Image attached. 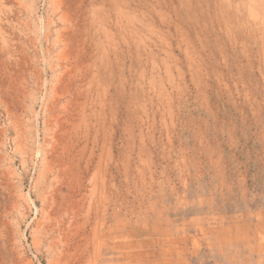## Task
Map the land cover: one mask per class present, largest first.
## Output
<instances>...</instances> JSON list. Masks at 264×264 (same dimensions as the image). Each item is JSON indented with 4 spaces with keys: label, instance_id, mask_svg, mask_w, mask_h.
Segmentation results:
<instances>
[{
    "label": "rangeland",
    "instance_id": "rangeland-1",
    "mask_svg": "<svg viewBox=\"0 0 264 264\" xmlns=\"http://www.w3.org/2000/svg\"><path fill=\"white\" fill-rule=\"evenodd\" d=\"M79 1L0 0V264H264V0Z\"/></svg>",
    "mask_w": 264,
    "mask_h": 264
},
{
    "label": "bare ground",
    "instance_id": "bare-ground-1",
    "mask_svg": "<svg viewBox=\"0 0 264 264\" xmlns=\"http://www.w3.org/2000/svg\"><path fill=\"white\" fill-rule=\"evenodd\" d=\"M73 1H74V0H73ZM109 1H112V0H109ZM114 1H115V0H114ZM63 2H64V1H63ZM70 2H71V1H70ZM70 2H68V4H70ZM129 2H130V1H129ZM61 3H62V2H60V5H61ZM81 3L83 4V2H81V1H79V0H75V2H74V3H71V4H72V5H75V6H76V9H77V8L80 7V4H81ZM113 3H114V2H113ZM117 3H118V2H117ZM68 4H66V5H68ZM114 4H115V3H114ZM133 4H134V3H133ZM147 4H148V3H147ZM60 5H59V6H60ZM72 5H71V6H72ZM117 5H118V4H117ZM117 5H116V6H117ZM125 5H126V4H125ZM150 5H151V4H150ZM59 6H58V7H59ZM127 6H128V5H127ZM63 7H64V6H63ZM67 7H68V6H67ZM113 7H114V6H113ZM114 8H115V7H114ZM114 8L111 7V9H114ZM117 8H119V5H118ZM58 9H59V8H58ZM67 9H68V8H67ZM76 9H73V10H76ZM108 9H109V8H108ZM131 9H133V8H131ZM152 9H153V8H152ZM119 10H121V9L119 8ZM58 11H59V10H58ZM63 11H64V10H63ZM63 11L61 12L62 14L65 13V12H63ZM68 11H70V9H69ZM68 11H67V12H68ZM80 11H82V10H80ZM84 11H85V10H84ZM113 11H114V10H113ZM116 11H117V10H115V13H116ZM71 12H72V8H71ZM77 12H78V11H77ZM86 12H88V11H86ZM86 12H85V13H86ZM96 12H97V11H96ZM122 12H123V11H122ZM61 13H60L59 16L63 17V16L61 15ZM68 13H69V12H68ZM68 13H67V18H69V17H68ZM79 13H80V12H79ZM104 13H105V12H104ZM111 13H112V12H111ZM117 13H118V12H117ZM73 14H74V13H73ZM80 14H82V13H80ZM125 14H126V12H125ZM135 14H136V13H135ZM70 15H71V14H70ZM77 15H78V13H77ZM77 15H76V16H77ZM85 15H86V14H85ZM136 15H137V14H136ZM64 16H65V15H64ZM80 16H81V15H80ZM118 16H119V15H118ZM127 16H128V15H127ZM127 16H126V17H127ZM82 17H84V14H82ZM86 17H87V16H86ZM94 17H95V16H94ZM63 18H64V17H63ZM67 18H66V19L64 18V19L67 20ZM72 18H73V16H72ZM74 18H76V17H74ZM80 18H81V17H80ZM89 18H90V16H89ZM91 18H92V17H91ZM97 18H98V16H97L96 18H92V19H95V20H96ZM127 18H128V17H127ZM132 18H133V16H132ZM64 19H61V18H60V20H62V21H63ZM69 19H71V18H69ZM76 19H77V18H76ZM108 19H110V18L108 17ZM129 19H130V18H129ZM72 20H73V19H72ZM77 20H78V19H77ZM77 20H76V21H77ZM80 20H81V19H80ZM83 20H84V19H83ZM85 20H86V19H85ZM85 20H84V21H85ZM101 20H103V19H101ZM151 20H152V19H151ZM68 21H69V20H68ZM68 21H67V22H68ZM84 21H82V22H84ZM109 21H110V20H109ZM115 21H116V20H115ZM130 21H131V20H130ZM67 22H66V23H67ZM69 22H70V21H69ZM69 22L67 23L68 26L70 25ZM71 22H72V21H71ZM73 22H74V21H73ZM73 22H72V23H73ZM78 22H79V21H78ZM88 22H89V19H88ZM92 22H93V21H92ZM95 22H96V21H94L93 24H95ZM98 22H99V20H98ZM98 22H97V25H98ZM113 22H114V21H113ZM119 22H120V21H119ZM127 22H128V21H127ZM63 23L65 24V21H63ZM102 23L105 24L104 22H102ZM106 23H107V22H106ZM114 23H116V22H114ZM64 24H63V25H64ZM78 24H79V23H78ZM78 24L76 23L77 26H78ZM82 24H83V23H82ZM100 24H101V23H100ZM100 24H99V25H100ZM138 24H139V23H138ZM71 25L73 26V24H71ZM84 25H85V24H84ZM95 25H96V24H95ZM99 25H98V26H99ZM115 25H117V23H116ZM119 25H120V23H119ZM129 25H130V24H129ZM101 26H102V25H101ZM117 26H118V25H117ZM142 26H143V25H142ZM144 26H146V25H144ZM83 27H85V26H83ZM86 27H89V26H86ZM91 27H92V26H91ZM68 28H69V27H68ZM76 28H77V27H76ZM79 28H80V26H79ZM96 28H97V27H96ZM99 28H101V27L99 26ZM104 28H106V27H104ZM114 28H115V27H114ZM122 28H123V27H122ZM131 28H133V26H132ZM143 28H144V27H143ZM70 29H72V28H69V30H70ZM102 29H103V28H102ZM102 29H100V30H101L102 33H104V32L102 31ZM129 29H130V28H129ZM135 29L137 30L136 27H135ZM141 29H142V28H141ZM145 29H146V28H145ZM69 30H68V31H69ZM85 30H86V28H85ZM89 30H90V29H89ZM89 30H88V31H89ZM94 30H95V29H94ZM94 30H93V31H94ZM123 30H124V29H123ZM131 30H134V29H131ZM136 30H134V31L136 32ZM138 30H139V29H138ZM138 30H137V31H138ZM70 31H71V30H70ZM70 31H69V32H70ZM88 31H86V32H88ZM96 31H97V30H96ZM106 31H107V29L105 30V32H106ZM149 31H150V30H149ZM59 32H60V31H59ZM63 32H65V31H63ZM82 32H83V28H82ZM107 32H108V31H107ZM107 32H106V33H107ZM131 32L133 33V31H131ZM65 33H66V32H65ZM84 33H85V32H84ZM84 33H83V34H84ZM93 33H94V32H93ZM93 33H92V34H93ZM139 33H140V32H139ZM151 33H152V32H151ZM73 34H74V33H73ZM79 34H80V33H77V35H79ZM87 34H88V33H87ZM115 34H116V32H115ZM137 34H138V33H137ZM146 34L149 35V33H146ZM60 35L63 36L64 33H63V34L61 33ZM85 35H86V34H85ZM94 35H95V34H94ZM106 35H107V34H106ZM109 35H111V34H109ZM109 35H107V36H109ZM113 35H114V34H113ZM113 35H112V36H113ZM118 35H119V34H118ZM151 35H152V34H151ZM151 35H150V37H151ZM70 36H71V35H70ZM80 36L82 37L83 35H80ZM92 36H93V35H92ZM97 36H98V35H97ZM103 36H104V35H103ZM107 36H106V37H107ZM133 36H134V35H133ZM135 36H136V35H135ZM159 36H160V35H159ZM59 37H60V36H59ZM78 37H79V36H78ZM81 37H80V39H81ZM84 37H85V36H84ZM106 37H105V38H106ZM139 37H140V34H139ZM139 37H138V38H139ZM63 38H65V37L63 36ZM95 38H98V37H95ZM103 38H104V37H103ZM122 38H123V37H122ZM122 38H121V39H122ZM59 39H60V38H59ZM61 39H62V38H61ZM70 39H71V37H70ZM70 39H69V40H70ZM89 39H91V37H90ZM106 39H107V38H106ZM133 39H134V38H133ZM150 39H152V37H151ZM72 40H73V39H72ZM72 40H71V41H72ZM77 40H78V39H77ZM81 40H83V38H82ZM108 40H109V39H108ZM147 40H148V39H147ZM158 40H159V39H158ZM63 41H67V40H66V39H65V40L63 39ZM84 41H85V40H84ZM84 41H82V42H84ZM109 41H110V40H109ZM152 41H153V40H152ZM58 42H59V41H58ZM60 42H61V41H60ZM72 42H74V40H73ZM80 42H81V41H80ZM80 42L78 41V44H80ZM104 42H105V39H104ZM135 42H136V41H135ZM63 43H64V42H62V44H63ZM67 43H69V42H67ZM108 43H109V42H108ZM108 43H107V47H108ZM114 43H115V42H114ZM69 44H70V46H71L72 43H69ZM69 44H68V45H69ZM76 44H77V43H76ZM81 44H82V43H81ZM84 44H85V43H84ZM109 44H110V43H109ZM112 44H113V42H112ZM72 45L74 46V43H73ZM62 46H64V45H62ZM66 46H67V44H66ZM66 46H65V47H66ZM73 46H72V48H73ZM79 46H80V45H79ZM110 46H111V45H110ZM113 46H114V45H113ZM67 47H68V46H67ZM75 47H76V46H75ZM83 47H84V46H83ZM114 48H115V47H114ZM69 49H70V48H69ZM76 49H77V48H76ZM76 49L74 48V50H76ZM79 49H80V48H79ZM83 49H84V48H82V52H83ZM62 50H63V49H62ZM80 50H81V49H80ZM84 50H85V49H84ZM88 50H89V49H88ZM111 50H112V49H111ZM59 51H60V50H59ZM63 51H64V50H63ZM63 51H62V52H63ZM76 52H77V51H76ZM68 53H71V52L68 51ZM83 53H84V52H83ZM77 54H78V53H77ZM78 55H79V54H78ZM78 55H77V56H78ZM62 56H63V55H62ZM73 56H75V54H74ZM82 56H83V54H82ZM87 57H88V56H87ZM76 58H77V57H76ZM78 58H80V56H79ZM80 59H81V58H80ZM66 60H67V59H66ZM79 61H80V60H78L77 63H78ZM88 61H89V60H88ZM82 62H83V61L81 60V63H80L81 65H82ZM95 63H96V62H95ZM73 64H76V62H75V63H72V66H73ZM78 64H79V63H78ZM97 65H98V64H97ZM61 66H62V65H61ZM75 66H76V65H75ZM75 66H74V67H75ZM95 66H96V65H95ZM100 66H101V65H100ZM102 66H103V65H102ZM59 67H60V66H59ZM70 67H71V65H70ZM78 67H79V65H78ZM78 67H75V68H78ZM105 67H107V66H105ZM62 68H64V67H62ZM65 68H66V67H65ZM67 68H68V67H67ZM71 68H72V67H71ZM73 69H74V68H72V70H73ZM97 69H98V68H97ZM57 70H58V69H57ZM63 70L65 71V69H63ZM63 70H62V71H63ZM98 70H99V69H98ZM98 70H97V71H98ZM107 70H108V69H107ZM64 71H63V72H64ZM68 71H69V70H68ZM80 71H81V70H80ZM101 71H102V68H101ZM101 71H100V72H101ZM105 71H106V70H105ZM60 72H61V70H60ZM66 72H67V71H66ZM85 72H86V71H85ZM58 73H59V72H58ZM104 73H106V72H104ZM68 74H69V73H68ZM68 74H67V75H68ZM93 74H94V73H93ZM85 75H86V74H85ZM94 75H95V74H94ZM100 75H101V74H99V76H100ZM110 75H111V74H110ZM57 76H58V75H57ZM70 76H71V75H70ZM82 76H83V78H84V75H82ZM90 76H91V75H90ZM108 76H109V74H108ZM93 77H94V76H93ZM58 78H59V77H58ZM83 78H82V79H83ZM76 79H77V78H76ZM82 79H81V80H82ZM60 80H61V79H60ZM60 80H59V82H60ZM100 80H101V79H100ZM85 81H86V80H85ZM79 82H80V81H79ZM91 82H93V80H92ZM57 83H58V82H57ZM63 83H64V82H63ZM82 83H83V81H82ZM86 83H87V82H85L84 84H86ZM70 84H71V83H70ZM99 84H100V83H99ZM99 84H98V86H99ZM55 85H56V84H55ZM91 85H92V84H91ZM93 85H94V83H93ZM75 86H76V85H75ZM75 86H74V87H75ZM78 86L80 87L81 85H78ZM65 87H66V85H65ZM81 87H82V86H81ZM81 87H80V88H81ZM87 87H89V86H87ZM94 87H95V86H94ZM94 87H93V88H94ZM67 88H68V87H67ZM80 88H79V89H80ZM91 88H92V86H91ZM99 88H100V87H99ZM82 89H83V87H82ZM82 89H80V91H81ZM58 90H59V89H58ZM63 90H64V89H63ZM85 90H87V89H85ZM94 90H95V89H94ZM91 91H93V90H91ZM91 91H90V92H91ZM67 92H68V91H67ZM77 92H78V91H77ZM77 92H76V93H77ZM84 92H85V91H84ZM97 92H98V91H96V94H97ZM99 92H101V91L99 90ZM60 93H61V92H60ZM73 93H74V92H73ZM73 93H72V94H73ZM85 93H86V92H85ZM92 93H93V92H92ZM94 93H95V91H94ZM68 94H69V93H68ZM79 94H80V93H79ZM64 95H65V94H64ZM77 95H78V94H77ZM77 95H76V96H77ZM84 95H86V94H84ZM93 95H94V94H93ZM58 96H59V95H58ZM78 96H79V95H78ZM78 96H77V97H78ZM80 96H81V95H80ZM87 96H89V95H86V97H87ZM95 96H96V95H95ZM100 96H101V98H102V95H100ZM100 96H99V97H100ZM73 97H74V96H73ZM73 97H72V98H73ZM82 97H85V96H82ZM86 97H85V98H86ZM63 98H64V97H63ZM85 98H84V99H85ZM91 98H92V102H93L94 100H93L92 94H91ZM74 99H75V98H73V100H74ZM88 99H89V97H88ZM64 100H66V99L64 98ZM69 100H71V98H70ZM97 100H98V99H97ZM97 100H96V101H97ZM99 100L101 101L100 98H99ZM58 102L60 103V101H58ZM71 102H72V101H71ZM71 102H68V103H71ZM76 102H77V101H76ZM90 102H91V101H90ZM92 102H91V103H92ZM94 102H95V101H94ZM53 103H54V102H53ZM85 103H86V101H85L83 104L85 105ZM98 103H99V101H98ZM66 104H67V103H66ZM83 104H82V105H83ZM100 104H101V103H100ZM63 105H64V104H63ZM60 106H61V105H60ZM69 106H72V105L69 104ZM73 106H75V105H73ZM73 106H72V107H73ZM97 106H98V105H97ZM99 106H100V105H99ZM61 107H62V106H61ZM65 107H66V106H65ZM72 107H71V108H72ZM77 107H78V105H77ZM93 107H94V104H93ZM101 107H102V104H101ZM82 108H83V106L81 107V109H82ZM84 108H85V107H84ZM96 108H97V107H96ZM54 109H55V108H54ZM64 109H65V108H63V110H64ZM78 109H80V108H78ZM81 109H80V110H81ZM92 109H93V108H92ZM47 110H48V109H47ZM63 110H62V111H63ZM71 110H72V109H71ZM80 110H79V111L76 110V111L80 112ZM96 110H98V109H96ZM66 111H67V109H66ZM73 111H74V110H73ZM84 111H85V110H83V112H84ZM70 113H71V112H70ZM80 113H81V112H80ZM93 113H94V115H95V112H93ZM93 113H92V115H93ZM54 114H55V113H54ZM58 114H59V113H58ZM60 114H61V113H60ZM65 114H66V113H65ZM98 114H99V113H98ZM51 115L53 116V114H51ZM72 115H73V114H72ZM87 115H88V114H87ZM87 115L84 114L83 117H84V116L86 117ZM96 115H97V114H96ZM64 116H65V115H64ZM64 116H63V117H64ZM88 116H89V115H88ZM67 117H68V116H67ZM70 117H71V116H70ZM76 117H77V116H76ZM80 117H81V116H80ZM53 118H56V116L53 117ZM57 118H58V117H57ZM61 119H62V118H61ZM74 119H75V118H74ZM74 119H73V120H74ZM85 119H86V118H85ZM54 120H56V119H54ZM69 120H70V119H69ZM73 120H72V121H73ZM57 121H59V120H57ZM54 122H55V121H54ZM62 122H63V120H62ZM65 122H66V121H65ZM68 122H70V121H68ZM86 122H87V120H86ZM56 123H57V122H56ZM56 123H55V124H56ZM58 123H59V122H58ZM74 123H75V122H74ZM77 123H78V122H77ZM77 123H76V124H77ZM81 123H82V122H81ZM88 123H89V121H88ZM48 124H49V123H48ZM83 124H84V123H83ZM56 125L58 126V124H56ZM63 125H64V124H63ZM52 126H53V124H52ZM59 126H61V125L59 124ZM73 126H74V125H73ZM76 126H77V125H76ZM85 126H86V125H85ZM85 126H82V127H85ZM46 127H47V126H46ZM61 127H62V126H61ZM87 127H88V126H87ZM56 128H57V127H56ZM67 128H68V126H67ZM76 128H77V127H76ZM76 128H75V129H76ZM85 128H86V127H85ZM59 129H60V127H59ZM62 129H64V128H62ZM69 129H70V127H69ZM73 129H74V127L72 128V131H73ZM82 129H83V128H82ZM88 129H89V127H88ZM60 131H61V130H60ZM63 131H65V130H63ZM74 131H75V130H74ZM52 132H53V131H52ZM52 132H51V134H52ZM69 132H70V130H69ZM69 132H68V133H69ZM83 132H84V131H83ZM65 133H66V132H64V135H65ZM56 134H57V133H56ZM66 135H67V134H66ZM50 136H52V135H50ZM55 136H56V135H55ZM52 137H53V136H52ZM75 137H76V136H75ZM85 137H86V136H85ZM86 138H87V137H86ZM53 139H55V137H54ZM65 140H66V139H65ZM74 140H75V139H74ZM77 140H78V139H77ZM51 145H52V144H51ZM56 145H58V144H56ZM64 145H66V144L64 143ZM49 147H50V146H49ZM56 152H57V151H56ZM51 153H52V152H51ZM79 153H80V152H79ZM77 154H78V153H77ZM49 155H50V154H49ZM51 155H52V154H51ZM46 156H47V155H46ZM48 157H49V156H48ZM58 157H59V156H58ZM58 157H57V158H58ZM55 158H56V157H55ZM51 160H52V159H51ZM60 161H62V160H60ZM69 161H70V160H69ZM70 162H71V161H70ZM72 164H73V163H72ZM58 166H59V165H58ZM68 166H69V165H68ZM65 168H66V167H65ZM70 168H71V167H70ZM55 171H56V170H55ZM64 171H65V170H64ZM75 171H76V170H75ZM49 172H50V170H49ZM60 172H61V171H60ZM57 174H58V173H57ZM59 174H60V173H59ZM66 175H67V174H66ZM45 176H46V175H45ZM64 177H65V176H64ZM73 177H74V176H73ZM68 181H69V180H68ZM69 183H70V182H69ZM87 188H88V187H87ZM80 191H81V190H80ZM73 192H74V191H73ZM99 192H100V191H99ZM81 193H82V192H81ZM81 193H79V194L81 195ZM81 197H82V195H81ZM83 197H84V196H83ZM83 197H82V199H83ZM79 198H80V197H79ZM73 199H74V198H73ZM97 199H98V198H97ZM99 200H100V199H99ZM49 201H50V200H49ZM74 201H75V200H74ZM51 202H52V201H51ZM65 202H66V201H65ZM79 202H80V201H79ZM55 203H56V202H55ZM77 203H78V202H77ZM77 203H76V204H77ZM80 204H83V202L80 203ZM98 204H99V203H98ZM46 205H47V204H46ZM79 206H81V205H79ZM79 206H77V207H79ZM82 206H83V205H82ZM101 206H102V205H101ZM59 209H60V208H59ZM83 209H84V207H83ZM83 209H82V208L79 209L78 213L81 214L80 211H82ZM57 210H58V209H57ZM68 211H69V210H68ZM68 211H67V212H68ZM75 211H77V210H75ZM75 211H74V212H75ZM83 211H84V210H83ZM48 212H49V211H48ZM76 214H77V212H76ZM130 214H131V213H130ZM63 215H64V214H63ZM77 215H78V214H77ZM117 216H118V215H117ZM77 217H78V216H77ZM54 218H55V217H54ZM75 218H76V217H75ZM82 218H83V217H82ZM119 218H120V217H119ZM56 219H57V218H56ZM46 220H47V219H46ZM54 220H55V219H54ZM82 220H83V219H82ZM82 220H81V223H79V228H78L79 233H78V235H77L79 240H78L77 242H80V241H82V240L84 241V237H88L87 235H86V236H83V233H84V232H83L84 222H82ZM75 221H76V220H75ZM55 222H56V221H55ZM68 222H69V221H68ZM60 223H61V222H60ZM69 223H70V222H69ZM52 225H53V224H52ZM73 225H74V224H73ZM55 226H56V225H55ZM64 226H65L64 224H60V225L58 226L57 229H53L52 231H53L54 233L57 234V232H60V231L63 229ZM70 226L72 227V225H70ZM67 227H68V226H67ZM67 227H66V229H67ZM75 228H76V227H75ZM68 229L70 230V228H68ZM68 229H67V230H68ZM63 230H65V229H63ZM76 230H77V229H76ZM43 231H44V230H43ZM64 232H66V231H64ZM70 232H71V231H69V233H70ZM69 233H68V235L71 234V233H70V234H69ZM45 234H46V233H45ZM56 234H55V235H56ZM65 234H67V233H65ZM72 234H73V232H72ZM74 234H75V233H74ZM76 234H77V233H76ZM76 234H75V235H76ZM63 235H64V234H63ZM97 235H98V234H97ZM65 236H66V235H65ZM72 236H73V235H72ZM57 237L59 238V236H57ZM61 237H62V235H61ZM69 237H70V236H69ZM165 237H166V236H165ZM63 238H64V237H63ZM65 238H68V237H65ZM65 238H64V239H65ZM73 238H74V237H73ZM50 239H51V238H50ZM55 239H57V238H55ZM64 239H62V240H64ZM97 239H98V238H97ZM70 240H71V239H70ZM59 241H60V240H59ZM64 241H65V240H64ZM66 241H67V239H66ZM72 241H74V240H72ZM49 242H50V241H49ZM51 243H52V242H51ZM54 243H55V242H54ZM58 243H61V242H58ZM134 244H135V243H134ZM65 245H66V244H65ZM67 246H68V245H67ZM74 246H75V245H74ZM74 246H72V247L74 248ZM81 246H82V245H81ZM131 246H132V245H131ZM72 247H70V248H72ZM76 247L80 248V245L75 246V248H76ZM61 248H62V247H61ZM73 248H72V249H73ZM62 249H63V248H62ZM126 249H127V248H126ZM55 250H56V248H55ZM63 250H64V249H63ZM74 250H75V249H74ZM53 251H54V249H53ZM57 251H58V250H57ZM65 251H66V250H65ZM65 251H64V252H65ZM59 252H60V251H58V254H59ZM61 252H62V251H61ZM68 252H70V251H68ZM65 253H67V252H65ZM70 253L72 254V252H70ZM70 253H69V255H70ZM135 253H136V252H135ZM151 253H152V252H151ZM77 254H79V253H77ZM137 254H138V253H137ZM163 254H164V253H163ZM51 255H52V254H51ZM122 255H123V254H122ZM130 255H131V254H130ZM63 256H64V255H63ZM53 257H54V256H53ZM61 257H62V254H61ZM69 258H70V257H69ZM75 258H77V257H75ZM87 258H88V257H87ZM60 259H61V258H59V260H60ZM62 259H63V257H62ZM66 259H68V258L66 257ZM66 259H65V260H66ZM59 260H58V261H59ZM68 260H69V259H68ZM58 261H56V262H57L58 264H61V263H59V262H60V261L62 262V261H64V260H60L59 262H58ZM72 261H73V259H72ZM53 262H54V261H53ZM85 262H86V258L84 259L83 254H80L76 260H74L73 262L68 261L66 264H84ZM123 262H124V261H123ZM51 263H52V261H51ZM62 263L64 264V262H62ZM49 264H50V263H49ZM54 264H55V263H54Z\"/></svg>",
    "mask_w": 264,
    "mask_h": 264
}]
</instances>
